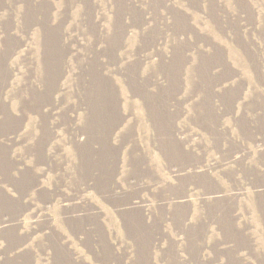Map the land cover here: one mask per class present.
I'll list each match as a JSON object with an SVG mask.
<instances>
[{
  "label": "rangeland",
  "instance_id": "obj_1",
  "mask_svg": "<svg viewBox=\"0 0 264 264\" xmlns=\"http://www.w3.org/2000/svg\"><path fill=\"white\" fill-rule=\"evenodd\" d=\"M0 264H264V0H0Z\"/></svg>",
  "mask_w": 264,
  "mask_h": 264
}]
</instances>
